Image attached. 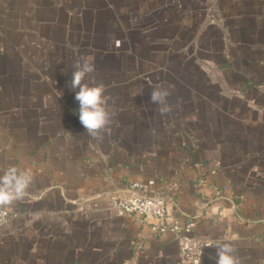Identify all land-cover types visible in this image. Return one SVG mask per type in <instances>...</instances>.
<instances>
[{
  "label": "crops",
  "instance_id": "crops-1",
  "mask_svg": "<svg viewBox=\"0 0 264 264\" xmlns=\"http://www.w3.org/2000/svg\"><path fill=\"white\" fill-rule=\"evenodd\" d=\"M81 56L109 97L102 139L68 86ZM154 88L171 93L164 116ZM11 166L33 181L0 264H179L178 235L112 207L149 178L163 223L264 264V0H0V174Z\"/></svg>",
  "mask_w": 264,
  "mask_h": 264
},
{
  "label": "clouds",
  "instance_id": "clouds-1",
  "mask_svg": "<svg viewBox=\"0 0 264 264\" xmlns=\"http://www.w3.org/2000/svg\"><path fill=\"white\" fill-rule=\"evenodd\" d=\"M95 71L93 59L81 56L73 65L69 87L76 91L75 100L79 103V120L86 133L93 138L102 139V133L112 123L113 113L108 106L109 97L105 95L106 88L103 83L88 78ZM171 93L167 88H154L151 92V103L158 105L161 116L168 114L172 109L167 102ZM33 181L30 169L9 167L0 174V208L12 206L22 200ZM208 247L216 249V264H242L235 254L236 249L231 242L216 240Z\"/></svg>",
  "mask_w": 264,
  "mask_h": 264
},
{
  "label": "built area",
  "instance_id": "built-area-1",
  "mask_svg": "<svg viewBox=\"0 0 264 264\" xmlns=\"http://www.w3.org/2000/svg\"><path fill=\"white\" fill-rule=\"evenodd\" d=\"M155 185L154 178L131 182L127 192L111 195L113 209L119 215L137 216L143 222L148 219L158 220L159 223L153 226L154 230H169L178 235L179 264H201L204 251L210 242L194 236L192 222L183 223L178 218L173 219L170 224L162 222L167 216V202L163 195L154 193ZM17 215L18 212L9 206L0 208V228Z\"/></svg>",
  "mask_w": 264,
  "mask_h": 264
}]
</instances>
